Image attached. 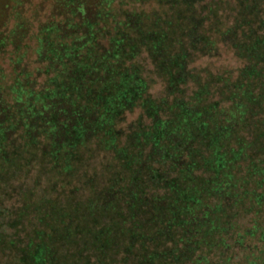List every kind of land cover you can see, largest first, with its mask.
I'll return each mask as SVG.
<instances>
[{
	"label": "rangeland",
	"instance_id": "obj_1",
	"mask_svg": "<svg viewBox=\"0 0 264 264\" xmlns=\"http://www.w3.org/2000/svg\"><path fill=\"white\" fill-rule=\"evenodd\" d=\"M111 1L109 7L116 9L119 18H124L127 10L165 14L168 7L160 0ZM240 1L197 0L195 3L204 20L203 29L212 38L213 49L193 53L188 68L200 74L203 81L208 79L211 98L222 100L221 105L227 109L236 105L241 94V89H230L228 84L237 80L247 64L234 42L256 36L255 33L249 34L248 27L241 26L244 13L240 10ZM6 2L0 0V106L3 105L8 113L6 117L0 114V264H23L21 250L31 237L37 240L40 232L45 234L54 229L66 235L65 228L71 237L58 241V250L62 254L60 264H264V129L258 133L253 125L262 120L263 115H248L244 122L237 123L243 128V123L249 122L239 133L250 146L244 148L239 157L236 151L228 148L223 156L228 154L227 158L233 160L231 166L235 165L236 177L231 182V191L237 197L225 198L222 202L213 194L205 195L206 184L199 182L198 191H201L203 200L195 204L197 218L204 217L203 209L207 204L212 206L213 213L210 218L205 217L204 221L208 222L205 228L200 227L201 224L195 225L191 221L194 214L190 212L191 205L186 202L177 204L181 202L179 197L170 196L171 180L177 172L161 158L160 154L166 150L165 136L159 135L160 142L157 143L156 139L145 141L144 137L148 136L139 134L138 142L135 135L140 126L148 130L152 124L151 117L142 108L135 107V87L129 89L128 75L121 74L135 66V62L143 78L149 82V95L163 104L159 113L161 118H171L178 110L174 104L175 96L179 94H170L167 82L153 63L151 52L143 49L136 60L135 56L113 57L118 64L117 71L114 70L116 79L112 85L100 86L101 90L86 81L82 83L80 78L77 84L82 83V91L76 88L77 85H70L65 92H59L60 97L69 98L80 108H91V112L100 103L96 97V103L93 102L91 96L95 93L105 96L118 91L122 94L105 99L113 104V110L118 109L114 116L108 115L106 126L98 123L91 127L82 121L76 131L82 132L83 125L88 128L82 135L78 132L81 142H68L72 125L68 131L61 132L60 128L66 130L67 127L60 124L59 128L52 127L47 117L38 116L36 119L34 107L29 108L31 115L27 114L28 111L23 112L25 103H18L20 98L14 97L12 90L16 77L24 79L29 76L30 80L24 79L27 88L33 89L32 79L36 82L34 86L40 89L54 76V72L48 69L49 63L39 57L40 39L43 38L36 36L37 22L27 36L16 38V44L11 38L16 28L15 12H22L20 18L32 17L37 6L46 3L35 0V4L20 9L15 6L9 11L11 6L6 9ZM257 2L260 11L255 21L260 23L261 19L264 20V0ZM102 44L108 48L109 38H105ZM85 66L88 64L80 65L81 68ZM106 72L103 70L102 74ZM63 84L66 86L65 82ZM186 86L181 85V88L191 92L196 83L189 80ZM132 90L134 92L130 94ZM40 99L44 100L45 96L33 98L35 106L36 103L41 105ZM11 111L14 113L10 116ZM232 117L236 123L237 116ZM57 118L52 116L51 119L54 122ZM28 133L38 137L37 140L28 143ZM237 136L230 139V147L238 149L232 143L236 142ZM64 141L67 144H63ZM55 142L59 144L56 148L53 146ZM195 145L201 149L196 157L197 168H200L196 175L204 180L215 173L217 161L205 165L212 156V149L197 137ZM157 174L161 183L153 179ZM135 176H139L136 181ZM135 184L140 187L139 197L135 196ZM135 200L139 203L135 204ZM219 204L218 209L215 205ZM224 226L228 227L227 231L220 229ZM10 241H14V245ZM159 249L162 250L159 257L164 260L153 258ZM175 252L180 260L173 258Z\"/></svg>",
	"mask_w": 264,
	"mask_h": 264
},
{
	"label": "trees",
	"instance_id": "obj_2",
	"mask_svg": "<svg viewBox=\"0 0 264 264\" xmlns=\"http://www.w3.org/2000/svg\"><path fill=\"white\" fill-rule=\"evenodd\" d=\"M34 1L7 0L5 7L7 9L8 6H11L8 9L13 11L15 6H19V9L24 8L27 5H32ZM160 1L164 3V6H168L165 14H161V11L145 14L144 12L127 10L124 18H119V15L115 14L116 9L109 7V3H113L111 0H43L46 4L42 6L40 3L35 13H32V17L21 16L20 18L19 13L22 12L17 10L15 12L16 17L14 16L16 28L11 36L12 42L16 44L19 38L27 36L31 28L34 30L37 22L36 36L37 38H43V40L40 39L39 57L45 63H49L48 69L54 72V76L49 78L51 82L45 83L44 87H40V89L35 87L36 82L32 81V79L33 89L27 88L24 79L28 78L30 80L29 76L24 79L16 77L12 90L14 97L20 98L18 103H25V111L23 112L28 111L27 114L31 115L32 110H29V108L34 107L33 115L36 119L38 116L44 119L49 118L48 124L53 125L52 127L56 126L59 128V124L63 128L67 127L66 130L60 128L61 132L68 131L69 126L72 125V135L68 142L76 140L75 143H79L81 141L78 132L81 131H76V129H78L81 122L84 121L86 125L90 124L91 127H95L98 123L100 126H106L110 118L108 115L111 116L112 114L114 116L113 113L118 109L113 110V104L110 103V100L105 99L107 97L110 98V96L114 97L119 92L115 91L105 96L100 95L101 93L99 94L98 92L95 93L91 98L94 99V103L100 99V103L92 112L91 108L88 110L87 108L73 105L69 98L60 97L59 92H65L68 89L66 87L70 85H77L76 88L82 91L83 87L81 85L83 81L93 84L98 90H101L102 86L112 85L116 79L114 70L117 71L118 69V64L113 61V57L116 58L119 55L135 56L136 60L143 49L149 50L158 73L167 82L170 94H179V96H175L174 104V107L178 110L171 118H161L159 113L163 104L156 102L149 95V82L143 78L141 69L135 62V66L127 70H130L129 72H121V74L125 73L124 75H128V80H125L131 82L128 83L129 89L135 87V107L142 108L145 111L144 113L151 117L152 120L151 127L148 130H144L145 128L140 126L135 131V135L137 141L140 138L139 134L148 136L147 138L144 137L145 141L156 139L157 143L160 142L158 140L159 135L165 136L167 140L166 150L160 155L162 160L169 162L171 168H173L172 171L177 172V176L171 180L170 196L179 197L181 202L177 204L185 202L190 204V212H194L191 221L195 225L199 226L201 224L200 227L205 228L208 224L207 221H204L205 217L210 218L212 216L213 208L207 204L203 209L204 217L202 216L201 219L197 218L195 204L197 205L203 200L200 197L201 191H198L199 182L206 184L204 185L206 192L203 191L205 195L213 194L222 202L226 200L225 198L237 197L231 191V182L236 177L233 172L235 165L231 166V161L233 160L227 158L228 154L224 158L223 156H225L227 148L231 149L232 152L236 151L238 153L237 157L241 155L244 148H249V141H244L239 133L247 124L249 125V122L243 123V128L237 126V123L239 121L244 122L248 115L256 117L262 114L263 119L252 124L254 128L258 129V133L260 129H264V20L261 19L260 23L255 21L260 11L257 7V0L240 1V10L244 13L241 26L248 27L249 34L255 33L256 36L243 38V41L240 42H238L239 40L234 42L239 52L242 55L244 54L247 64L237 80L233 82L234 84H228L230 89L235 87L241 89V94L239 95L240 100L238 99L237 103H235L237 107L235 105L227 109L221 105L222 100L211 98L208 79L203 81L200 74H195L193 70L188 68L189 63L192 61L193 53L198 52L201 54L210 52L213 49L212 38H209L210 35L203 29L204 20H202L195 8L197 0ZM255 24L256 27H254ZM229 32L232 34L233 29ZM105 38H109L110 45L108 48L102 44ZM52 40H55L56 43ZM82 64H88V66L81 68L80 65ZM103 70L107 72L102 74ZM80 78H82V83L77 84ZM189 80L196 83L195 89L191 92L188 89H184V87L181 88V85L187 87ZM63 82H65L66 86ZM93 85H91L92 89ZM255 89L257 91L254 92ZM133 92L134 90L129 91L130 94H133ZM39 95L40 97L44 95L45 99L42 101L40 99L41 105L39 106L36 103L35 106L33 98L39 97ZM243 97L248 101L243 102ZM0 101H2L1 93ZM239 101H241V104H239ZM121 103L124 104L123 101ZM3 107V105L0 106V114H4L6 117L8 114L7 109ZM104 107L105 110L103 109ZM8 110L10 111L9 108ZM13 113L11 111L9 115L11 116ZM232 115L237 116L236 123ZM52 116L59 118L53 122ZM34 127L36 128V125ZM48 128L51 129L50 127ZM87 128L83 125L84 130L82 129V132L84 133ZM74 133L75 135H73ZM28 134V140H26L28 143L37 140L38 137L34 134ZM237 134L238 139L232 143H235L234 145L238 146V149L230 147L229 144L230 139ZM196 137L205 141V144L212 149V156H210L209 160H206L205 165H210L217 161L214 166L216 168L215 173L204 180L196 175V172L200 169L197 168L198 161L196 157L199 151L201 152L200 147L195 145ZM88 138L86 137L85 140H88ZM58 145L55 142L53 146L56 148ZM224 148L225 151H222ZM49 153L51 154V151ZM157 175L153 179H157L161 183V177L159 174ZM139 176H135V181ZM182 176L184 177L183 181L180 180ZM237 180L241 179L238 178ZM211 184L213 186H207ZM135 190H137V192L135 191V196L139 197V193H141L139 185L135 184ZM144 193L145 191L142 192V194ZM136 203H139V201L135 200ZM215 207L219 209L220 204L218 206L215 205ZM226 218L230 220V216L227 215ZM48 224L51 223L48 222ZM220 229L227 231L228 227L224 226ZM66 230L69 232L68 228H65ZM68 232L66 235H62L59 229H54L45 234L40 232L41 236L37 240L31 237L27 246L21 250V261H23V264H60L62 254L58 250V241L62 240L63 237L70 238L71 236ZM221 240L223 241L224 239L222 238ZM10 243L14 245V241H10ZM170 251H174V249H170ZM176 252L174 253L176 256L173 258L180 260ZM154 254L153 258H156V260L165 259L159 257L162 254L160 249L159 252H154Z\"/></svg>",
	"mask_w": 264,
	"mask_h": 264
}]
</instances>
